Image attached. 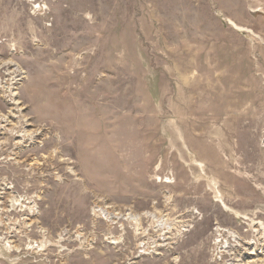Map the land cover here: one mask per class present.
I'll return each mask as SVG.
<instances>
[{
	"label": "rangeland",
	"instance_id": "rangeland-1",
	"mask_svg": "<svg viewBox=\"0 0 264 264\" xmlns=\"http://www.w3.org/2000/svg\"><path fill=\"white\" fill-rule=\"evenodd\" d=\"M0 264H264V0H0Z\"/></svg>",
	"mask_w": 264,
	"mask_h": 264
},
{
	"label": "bare ground",
	"instance_id": "bare-ground-1",
	"mask_svg": "<svg viewBox=\"0 0 264 264\" xmlns=\"http://www.w3.org/2000/svg\"><path fill=\"white\" fill-rule=\"evenodd\" d=\"M15 201V200H14ZM13 206H15V205H13ZM5 244V243H4Z\"/></svg>",
	"mask_w": 264,
	"mask_h": 264
}]
</instances>
